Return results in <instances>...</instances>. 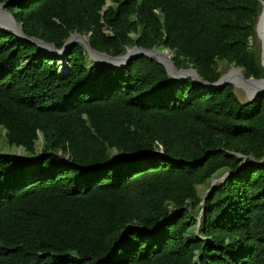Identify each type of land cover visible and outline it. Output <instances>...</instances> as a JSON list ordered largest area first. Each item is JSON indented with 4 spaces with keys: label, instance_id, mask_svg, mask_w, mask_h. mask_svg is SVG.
Instances as JSON below:
<instances>
[{
    "label": "trees",
    "instance_id": "obj_1",
    "mask_svg": "<svg viewBox=\"0 0 264 264\" xmlns=\"http://www.w3.org/2000/svg\"><path fill=\"white\" fill-rule=\"evenodd\" d=\"M1 3L56 49L79 33L209 82L264 78L261 0ZM66 60L0 27V264H264V93L178 82L149 56L94 65L81 42Z\"/></svg>",
    "mask_w": 264,
    "mask_h": 264
},
{
    "label": "water",
    "instance_id": "obj_2",
    "mask_svg": "<svg viewBox=\"0 0 264 264\" xmlns=\"http://www.w3.org/2000/svg\"><path fill=\"white\" fill-rule=\"evenodd\" d=\"M261 1L263 5V0ZM3 5L4 3L0 4V13H2L3 15H6L9 18L10 23L8 25H4L0 23V27L11 30L20 40L36 43L40 47L44 48L50 55L56 58L58 57L61 58V60L64 61L65 63L64 65H62V63L60 62V68L61 66H63L66 69H70L69 61L66 60L67 54L72 48L73 44H75L76 42H81L82 44L85 45L86 49L88 50L89 59L92 58L94 62H96L99 66L120 67L121 68V67L127 66L134 59L140 56H149V57H155L161 64H163L166 67L168 74L174 80L178 82L184 81L188 78H192L197 82L198 86L204 89L222 88L226 84L232 83L235 87H241L246 90L249 101H253L258 96L264 93V84L263 85L255 84V82L264 83V78L246 77L244 74L243 68L236 67L235 65H233V67L231 68V70H239V79H240L239 82H235L234 80H231V79H223L224 76L228 75L231 70L223 74L217 81L209 82L205 80L199 74L198 70L193 67L179 68L174 62L172 56L168 54L167 50H159L156 48H145V47H140V46H134V47L128 48L124 54L113 56L106 52H101V51L94 49L91 46L88 37L81 35L79 33L72 34L67 39L62 49H56L52 44L45 42L44 40L40 38L27 35L23 30L22 24L16 20L14 15L10 13L9 11H6L5 9H2ZM260 16L256 24V33H257V36L261 39V57H262V64L264 66V59H263L264 33L263 35H260L259 30H258ZM98 57H102V58H98ZM166 58H168L169 60L166 61ZM228 175L229 174L226 173L219 178H215L212 181L211 187L208 189L207 194L210 192L212 186H214L217 182L225 181ZM205 202H206V199L203 200V204Z\"/></svg>",
    "mask_w": 264,
    "mask_h": 264
},
{
    "label": "rangeland",
    "instance_id": "obj_3",
    "mask_svg": "<svg viewBox=\"0 0 264 264\" xmlns=\"http://www.w3.org/2000/svg\"><path fill=\"white\" fill-rule=\"evenodd\" d=\"M2 9H5V8H4V5H3ZM263 10H264V0H263ZM6 11H7V10H6ZM260 19H261V17H260ZM0 23H1V24H4V25H8V24L10 23V20H9V18H8L6 15H3L2 13H0ZM263 24H264V23H263ZM263 24H262L261 21L259 20L258 30H259L260 35H263V32H262V26L264 27ZM76 43H77V42H76ZM255 45L261 47V39H260L258 36H256V39H255ZM43 49H44V48H43ZM167 51H168V50H167ZM168 54H170L171 56L173 55L170 51H168ZM263 59H264V52H263ZM57 60L60 61V62L62 63V65H64L65 62L62 61L61 58L58 57ZM89 60L92 61V62H94V60H93L92 58H90ZM96 64H97V63L94 62V65H96ZM232 67H233V66H230V67L224 68V70H223V74L229 72V71L231 70ZM60 70H61V74H65V70H66L65 67L61 66ZM230 72H231V71H230ZM230 72H229V73H230ZM223 74H222V75H223ZM225 76H226V75H225ZM236 92H237L239 98H240L242 101H246V100H248V95H247V92H246L245 89H243V88H241V87H236ZM40 145H41V141L37 142V146H38L39 148H40ZM11 152L26 157V153H25V150H24L23 148H12V149H11ZM198 188H199V191H200V193H201L202 195H206V194H207L208 189H207L205 186H199Z\"/></svg>",
    "mask_w": 264,
    "mask_h": 264
},
{
    "label": "bare ground",
    "instance_id": "obj_4",
    "mask_svg": "<svg viewBox=\"0 0 264 264\" xmlns=\"http://www.w3.org/2000/svg\"><path fill=\"white\" fill-rule=\"evenodd\" d=\"M261 23L263 24L264 23V10L261 14V19H260ZM264 25V24H263ZM262 32L264 33V27L262 26ZM98 58H102V57H98ZM169 60L168 58H166V61ZM223 79H231V80H234L235 82H239L240 79H239V70H231V72L224 76ZM255 84H259V85H263L264 83L263 82H255Z\"/></svg>",
    "mask_w": 264,
    "mask_h": 264
}]
</instances>
